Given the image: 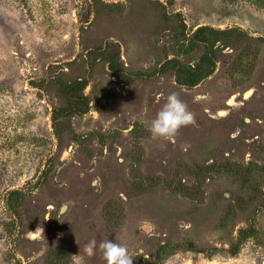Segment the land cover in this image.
Listing matches in <instances>:
<instances>
[{"label": "rangeland", "instance_id": "obj_1", "mask_svg": "<svg viewBox=\"0 0 264 264\" xmlns=\"http://www.w3.org/2000/svg\"><path fill=\"white\" fill-rule=\"evenodd\" d=\"M201 25L236 31L212 63ZM71 81L89 109L59 114ZM173 92L196 124L154 137ZM104 240L133 264H264V0H0V264H106Z\"/></svg>", "mask_w": 264, "mask_h": 264}, {"label": "trees", "instance_id": "obj_2", "mask_svg": "<svg viewBox=\"0 0 264 264\" xmlns=\"http://www.w3.org/2000/svg\"><path fill=\"white\" fill-rule=\"evenodd\" d=\"M233 28L229 29H215L214 27L201 25L193 32V39L202 42L205 46V54L204 58H207L211 61H214L213 57L215 55V47L217 45V41H220L223 36V44L230 45V37L233 33H235ZM116 43H108L105 47L102 48L104 52L109 54V65L110 68L114 71V73L120 77L124 76L127 73L123 70L121 62L119 60L120 52L116 49ZM213 60V61H212ZM169 64L179 63L177 59H171L168 61ZM212 71L211 68H201L197 66L196 68L189 66L187 69L180 68L179 69V81H190L189 84H195L200 81L202 78L210 74ZM184 76V77H183ZM85 83L83 81H71L68 83H63L64 92L67 95L69 100V104L62 107L60 111L56 109V112L62 114H73V113H85L89 109V98L82 91L84 89Z\"/></svg>", "mask_w": 264, "mask_h": 264}, {"label": "clouds", "instance_id": "obj_3", "mask_svg": "<svg viewBox=\"0 0 264 264\" xmlns=\"http://www.w3.org/2000/svg\"><path fill=\"white\" fill-rule=\"evenodd\" d=\"M200 99L202 98H196L197 101ZM195 124V114L188 109L187 104L179 98V95L173 92L168 95L166 103L151 121L148 130L154 137L169 139L175 137L182 127ZM38 232L39 227L32 233ZM98 248L106 264H133V258L129 255L128 248L120 243L104 240L99 243ZM96 249L97 241L89 240L83 247L84 256H94ZM84 256L74 255L75 264H85Z\"/></svg>", "mask_w": 264, "mask_h": 264}, {"label": "water", "instance_id": "obj_4", "mask_svg": "<svg viewBox=\"0 0 264 264\" xmlns=\"http://www.w3.org/2000/svg\"><path fill=\"white\" fill-rule=\"evenodd\" d=\"M66 209V205H63L61 211H64Z\"/></svg>", "mask_w": 264, "mask_h": 264}]
</instances>
